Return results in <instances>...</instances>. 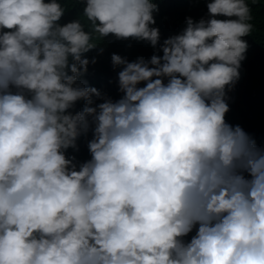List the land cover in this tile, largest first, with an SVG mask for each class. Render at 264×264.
I'll return each mask as SVG.
<instances>
[{
  "label": "clouds",
  "instance_id": "9594fccd",
  "mask_svg": "<svg viewBox=\"0 0 264 264\" xmlns=\"http://www.w3.org/2000/svg\"><path fill=\"white\" fill-rule=\"evenodd\" d=\"M68 2L0 0V264H264V147L226 120L249 0L163 39L156 0ZM109 37L153 50L111 54L115 100Z\"/></svg>",
  "mask_w": 264,
  "mask_h": 264
},
{
  "label": "trees",
  "instance_id": "16d2710c",
  "mask_svg": "<svg viewBox=\"0 0 264 264\" xmlns=\"http://www.w3.org/2000/svg\"><path fill=\"white\" fill-rule=\"evenodd\" d=\"M159 5V13L156 15V27L161 31L162 39L179 33L185 27V18L188 16L199 19L206 13V6L203 2L196 0H156ZM254 29L251 35L245 37L249 47L246 53V60L242 62L240 69L241 78L234 89L228 91L229 113L226 120L231 125L241 126L257 145L264 147V0H249ZM68 9L62 22L77 18L82 6L70 0L66 4ZM111 41V43H109ZM107 45L99 62L89 67L85 79L91 86H94L106 93L112 99H119L117 84V72L112 70L110 56L112 53L127 57L134 61L139 56L148 58L152 55V48L146 43L133 40L115 41L114 37L105 40ZM131 45V47H128ZM90 57L96 53L88 54ZM82 108L83 104H78ZM90 138V137H89ZM80 151L75 153L77 159L84 161L90 158L86 141L81 138L79 141ZM69 150V155H73Z\"/></svg>",
  "mask_w": 264,
  "mask_h": 264
}]
</instances>
